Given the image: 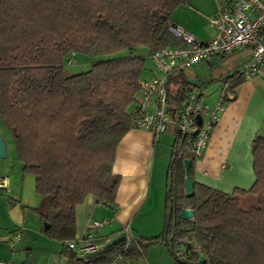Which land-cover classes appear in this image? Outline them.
I'll return each instance as SVG.
<instances>
[{
  "label": "trees",
  "instance_id": "trees-1",
  "mask_svg": "<svg viewBox=\"0 0 264 264\" xmlns=\"http://www.w3.org/2000/svg\"><path fill=\"white\" fill-rule=\"evenodd\" d=\"M187 0H0V119L41 196L36 212L54 240H73L74 210L87 195L114 204L120 175L112 172L116 147L132 128L130 108L144 70L142 56H112L144 47L148 55L181 41L168 30L171 14ZM69 57L91 59L70 73ZM244 79L236 72L224 83L231 91ZM199 86L180 72L166 81L168 112L174 115ZM234 98V96H233ZM230 100L226 93L222 104ZM165 175L161 233L132 239L127 258L145 245L163 243L174 264H264V136L251 141L254 180L247 190L226 193L193 178L196 158L179 154L188 139L173 127ZM190 160L192 192H184L183 161ZM253 195L256 204L241 207ZM182 208L193 215L183 219ZM185 246V257L174 251ZM121 242L89 260L109 261ZM64 252L71 253L66 247ZM199 253L204 257L200 262Z\"/></svg>",
  "mask_w": 264,
  "mask_h": 264
},
{
  "label": "crops",
  "instance_id": "crops-1",
  "mask_svg": "<svg viewBox=\"0 0 264 264\" xmlns=\"http://www.w3.org/2000/svg\"><path fill=\"white\" fill-rule=\"evenodd\" d=\"M226 2L187 0L173 10L172 23L181 26L198 41L207 42L215 33L208 18ZM249 56L250 51L242 49L218 57L209 64L215 67L221 60L234 59L237 69ZM148 75L153 77L157 73L154 69L145 71L142 78ZM222 88V94L208 103L205 98L209 94L204 92V102L208 108L213 109L221 102V97L227 92L226 84ZM231 92L234 98H228L230 101L223 104L208 144L193 168L196 182L226 193L234 188L247 190L251 186L254 180L251 141L257 134L264 136V81L258 77L244 79ZM0 136L5 143V156L0 158V180L4 184L0 186V259H9L16 264H58L66 254L64 244L47 237L42 231L43 223L36 212L41 196L35 191L34 176L22 172L12 138L1 119ZM155 139L156 136L149 131L133 127L122 137L112 164V172L120 175L114 204L111 207L99 206L92 195H87L74 210V239L84 236L91 220H108V224L114 222L117 227L107 231L101 228L98 236L100 240L111 241L116 238L117 231L125 224L129 225L135 216L151 214L155 207V188L161 190L160 178L155 179L156 174L150 164ZM109 209L113 210L112 214ZM15 230H20L21 234L16 246L10 249L8 241ZM129 264L151 262L147 256H139L130 257Z\"/></svg>",
  "mask_w": 264,
  "mask_h": 264
},
{
  "label": "built area",
  "instance_id": "built-area-1",
  "mask_svg": "<svg viewBox=\"0 0 264 264\" xmlns=\"http://www.w3.org/2000/svg\"><path fill=\"white\" fill-rule=\"evenodd\" d=\"M208 22L215 33L207 42L198 41L179 25L169 26L170 33L181 43L161 47L149 54L159 74L139 81L129 113L132 127L145 129L154 136L165 132L168 125L175 127L180 135L188 139L187 144L180 146L179 154L190 151L196 160L208 144L223 104L220 102L213 109L208 108L204 102L206 94L198 88L187 93L183 106L172 115L167 110V78L198 63H212L218 57L248 49L249 58L235 72L243 79L258 77L264 81V0H227L208 18ZM226 97L232 99V92L227 91ZM196 114L200 116L199 124L195 120ZM3 185L0 180V186ZM108 223V220H91L83 237L65 241L64 247L73 254H64L58 264H129L126 254L132 237L128 226H122L117 231L116 237L122 236L123 239L118 252L109 261L95 263L89 260L109 242L100 240L98 236L99 230ZM20 234V230L11 234L8 241L10 249L16 246ZM174 255L184 258L185 252L177 249ZM0 264L16 263L0 259Z\"/></svg>",
  "mask_w": 264,
  "mask_h": 264
},
{
  "label": "rangeland",
  "instance_id": "rangeland-1",
  "mask_svg": "<svg viewBox=\"0 0 264 264\" xmlns=\"http://www.w3.org/2000/svg\"><path fill=\"white\" fill-rule=\"evenodd\" d=\"M128 57V56H142L144 58V70L143 72H149L154 69L157 75L159 74L154 67L152 61L149 59L148 51L144 47L135 48L132 52L123 50L112 56ZM238 59V58H236ZM91 59L69 57L65 61L66 69L70 73H76L85 71L91 64ZM236 65L234 59L228 60V58L221 60L215 67L208 62L198 63L184 71V75L192 82L199 86L200 90L209 94L205 99L208 101L214 100L222 94V87L224 80L235 73ZM235 69V70H234ZM149 75L146 76V80L151 79ZM134 128V127H133ZM174 142V133L171 125H168L165 132L156 135L154 142V154L150 159V164L153 165L155 179L161 181V190L158 188L154 191L155 207L151 211V214H139L135 216L128 224L131 232V237L135 239L152 238L158 236L163 228L162 214L163 204L165 196V174L170 160V153ZM149 164V165H150ZM157 176V177H156ZM256 204V199L253 195H248L241 201V207L245 208L250 205ZM101 206L102 204H99ZM103 206V205H102ZM104 208V207H103ZM111 209L109 213L112 214ZM191 218V217H190ZM116 226V223L111 222L103 226L105 231L110 230ZM178 250L184 251L186 248L184 245L177 247ZM151 264H174L172 256L163 243L145 245L141 258L146 257Z\"/></svg>",
  "mask_w": 264,
  "mask_h": 264
},
{
  "label": "water",
  "instance_id": "water-1",
  "mask_svg": "<svg viewBox=\"0 0 264 264\" xmlns=\"http://www.w3.org/2000/svg\"><path fill=\"white\" fill-rule=\"evenodd\" d=\"M195 120L197 124L200 123V116L198 114L195 115ZM4 156H5V143H4V140L0 136V158H3ZM183 164H184V171H185L184 192L186 195H189L192 192V178L189 173L190 160L185 159L183 161ZM180 214L183 219H189L190 217H192L193 211L190 209L182 208L180 211ZM43 228L44 229L48 228V224L43 223ZM122 239H123L122 236L116 237L112 239L111 241L107 242L106 245L110 246V245L116 244L118 242H121ZM199 258H200V262L204 261V257L201 253H199Z\"/></svg>",
  "mask_w": 264,
  "mask_h": 264
}]
</instances>
